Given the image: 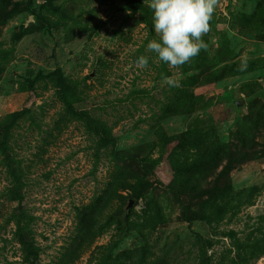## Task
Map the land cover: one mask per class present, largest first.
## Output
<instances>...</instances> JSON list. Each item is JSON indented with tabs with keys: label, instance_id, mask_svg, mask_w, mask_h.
Returning <instances> with one entry per match:
<instances>
[{
	"label": "rangeland",
	"instance_id": "obj_1",
	"mask_svg": "<svg viewBox=\"0 0 264 264\" xmlns=\"http://www.w3.org/2000/svg\"><path fill=\"white\" fill-rule=\"evenodd\" d=\"M149 3L0 0V264H264V0L179 68Z\"/></svg>",
	"mask_w": 264,
	"mask_h": 264
},
{
	"label": "clouds",
	"instance_id": "obj_2",
	"mask_svg": "<svg viewBox=\"0 0 264 264\" xmlns=\"http://www.w3.org/2000/svg\"><path fill=\"white\" fill-rule=\"evenodd\" d=\"M218 0H150L153 11V30L159 40L153 39L147 44V51L155 52L160 61L170 68H179L190 63L207 49L203 37L210 31ZM136 67H148L149 58L141 55L135 62ZM246 64H241L244 70ZM164 84L178 87L174 76L161 74Z\"/></svg>",
	"mask_w": 264,
	"mask_h": 264
},
{
	"label": "trees",
	"instance_id": "obj_3",
	"mask_svg": "<svg viewBox=\"0 0 264 264\" xmlns=\"http://www.w3.org/2000/svg\"><path fill=\"white\" fill-rule=\"evenodd\" d=\"M149 183L147 181H140L139 183V188L134 189L133 191V196L139 198L141 196V194L146 191V189L148 188Z\"/></svg>",
	"mask_w": 264,
	"mask_h": 264
},
{
	"label": "water",
	"instance_id": "obj_4",
	"mask_svg": "<svg viewBox=\"0 0 264 264\" xmlns=\"http://www.w3.org/2000/svg\"><path fill=\"white\" fill-rule=\"evenodd\" d=\"M131 204H132V201L129 202V205L128 206H130Z\"/></svg>",
	"mask_w": 264,
	"mask_h": 264
}]
</instances>
